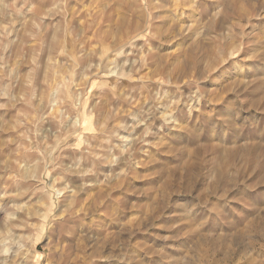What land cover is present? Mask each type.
Returning a JSON list of instances; mask_svg holds the SVG:
<instances>
[{
	"label": "rangeland",
	"instance_id": "obj_1",
	"mask_svg": "<svg viewBox=\"0 0 264 264\" xmlns=\"http://www.w3.org/2000/svg\"><path fill=\"white\" fill-rule=\"evenodd\" d=\"M0 264H264V0H0Z\"/></svg>",
	"mask_w": 264,
	"mask_h": 264
},
{
	"label": "bare ground",
	"instance_id": "obj_2",
	"mask_svg": "<svg viewBox=\"0 0 264 264\" xmlns=\"http://www.w3.org/2000/svg\"><path fill=\"white\" fill-rule=\"evenodd\" d=\"M231 55H234V53H231ZM228 121H229V120H228ZM225 124H226V122H225ZM229 124L232 125L231 121L229 122ZM226 125H228V123H227ZM240 137H243V135L240 134ZM232 143H233V144H236V142H232ZM245 144H248V143H245ZM236 146H237V145H236ZM236 146H235V147H236ZM241 146H242V145H241ZM241 146H237V148L240 147V149H241ZM244 146H246V145H244ZM225 148H226V147H225ZM225 148H224V149H225ZM243 148H244V147H243ZM227 150H228V149H227ZM217 151H218V150H217ZM219 151H220V149H219ZM219 151H218V152H219ZM239 151H240V150H239ZM225 152H226V151H225ZM236 153H237V152H236ZM242 153H243V152H242ZM217 154H218V153H217ZM244 155H245V154H244ZM246 155H247V154H246ZM235 156H236V154H235V151H234V150H233V151H229V155H228L229 161L232 160ZM247 157H248V156H247ZM222 165H223V164H222ZM230 167H231V165H230ZM230 167H229V168H230ZM221 168H222V167H221ZM231 168H232V167H231ZM214 169H216V168H214ZM237 169H238V168H237ZM245 170H246V169H245ZM236 171H237V170H236ZM236 171H235V172H236ZM239 171H240V170H239ZM237 172H238V171H237ZM237 172H236V174H238ZM240 172H241V171H240ZM226 173H228V172H226V171H222V172L219 174V176H220L219 179H221V180H222V179H225V178L227 177ZM247 173H248V172H247ZM238 175H239V174H238ZM243 175H244V174H243ZM214 205H215V204H214ZM214 205H212V206H214Z\"/></svg>",
	"mask_w": 264,
	"mask_h": 264
}]
</instances>
